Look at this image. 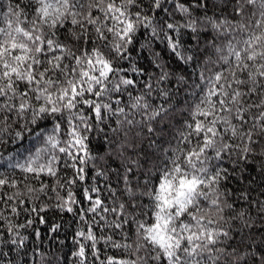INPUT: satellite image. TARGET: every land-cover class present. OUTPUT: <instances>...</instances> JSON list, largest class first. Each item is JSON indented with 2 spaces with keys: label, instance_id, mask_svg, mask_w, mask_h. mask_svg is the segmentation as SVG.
I'll return each instance as SVG.
<instances>
[{
  "label": "snow or ice",
  "instance_id": "6c2138e0",
  "mask_svg": "<svg viewBox=\"0 0 264 264\" xmlns=\"http://www.w3.org/2000/svg\"><path fill=\"white\" fill-rule=\"evenodd\" d=\"M0 264H264V0H0Z\"/></svg>",
  "mask_w": 264,
  "mask_h": 264
},
{
  "label": "trees",
  "instance_id": "16d2710c",
  "mask_svg": "<svg viewBox=\"0 0 264 264\" xmlns=\"http://www.w3.org/2000/svg\"><path fill=\"white\" fill-rule=\"evenodd\" d=\"M43 228V226H41ZM61 239H63V237H61ZM68 243H71V239H70V232H69V240Z\"/></svg>",
  "mask_w": 264,
  "mask_h": 264
}]
</instances>
